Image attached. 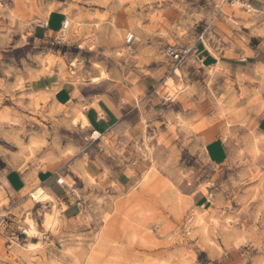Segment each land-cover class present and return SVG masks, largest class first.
<instances>
[{"label":"rangeland","instance_id":"1","mask_svg":"<svg viewBox=\"0 0 264 264\" xmlns=\"http://www.w3.org/2000/svg\"><path fill=\"white\" fill-rule=\"evenodd\" d=\"M7 2L0 90L13 100L0 94V109L12 104L24 117L0 122V158L38 155L35 168L59 157L88 163V139L51 105L52 94L24 87L48 77L76 100L114 99L139 125L142 167L119 189L64 181L79 210L64 227L54 200L49 212L0 186V264H264V136L251 124L264 108V0ZM56 9L71 20L62 41L33 44L32 26ZM171 48L180 59L167 56ZM213 139L227 151L221 164L206 157ZM42 215L51 216L48 232ZM26 219L45 235L27 238ZM30 243L38 247L28 251Z\"/></svg>","mask_w":264,"mask_h":264},{"label":"crops","instance_id":"2","mask_svg":"<svg viewBox=\"0 0 264 264\" xmlns=\"http://www.w3.org/2000/svg\"><path fill=\"white\" fill-rule=\"evenodd\" d=\"M0 1H3L2 4L5 6H7L6 4L12 5V3L7 2L8 0ZM254 1L259 2V0ZM253 13L258 12L255 9ZM65 20L66 17L63 12L57 9L51 11L37 20L32 26L30 41L39 45H52L60 39L62 41V38L58 36L60 33L63 35L61 27ZM200 52H207L208 54L202 56V60L209 62L208 66L213 65L216 59L215 56L210 54L206 48H203ZM5 80H8V82H6L7 84H5L4 88L9 90L10 93L15 87L12 85L11 79ZM25 80L24 87L28 91L36 94H52L51 105L58 111H66L67 114L65 115L69 123H72L71 127L77 128L83 134V139H88L84 141L88 144L89 150L87 154H89L90 158L88 163H86L74 156L67 160L59 157L58 163H56L58 160H53L52 164H56L53 167L35 168L34 164L40 161L38 155L34 156L35 158L33 159L27 153L22 156L17 154L1 156L0 161L4 165L0 169V186L9 195L26 194L29 198V193L38 187L45 189L52 197L51 201L54 200L55 209L59 211L57 227L59 223L63 227L68 226V224L75 222L79 216V210L70 193L72 190L63 185L64 181L76 182L81 180L85 185L89 186V181L93 180L99 186H113L118 189L126 186L130 181V176L140 172L142 167L139 160L135 159L138 156L135 153V146L140 136L139 125H129L128 117H122L119 114V108L115 100L106 94L81 95L76 100V95L74 96L70 92L69 87H59V83L53 81V78L42 77L31 81ZM0 94L2 95V100H13L7 91L2 92L0 90ZM9 106L2 105L0 122L4 117L10 122H16L24 117L12 104ZM80 113L87 120L88 125L85 127L80 124L74 125L73 123V120ZM26 118L27 115H25ZM251 124L256 134L264 136V108H262L259 117L253 118ZM93 132H96L99 137L96 140H89V136ZM205 153L212 164H221L227 158V151L223 143L218 139H213L207 143ZM58 180H62L63 184H57ZM51 201L34 203L38 207L42 208L43 206L51 212ZM43 227L42 225L41 228L43 229Z\"/></svg>","mask_w":264,"mask_h":264},{"label":"bare ground","instance_id":"3","mask_svg":"<svg viewBox=\"0 0 264 264\" xmlns=\"http://www.w3.org/2000/svg\"><path fill=\"white\" fill-rule=\"evenodd\" d=\"M244 6V5H243ZM247 9L249 11H253L255 12V9L251 8V6L246 5ZM71 20L69 18H67L64 22V27H63V31L66 30V28L69 27ZM66 32V31H65ZM65 32H63L65 34ZM62 33V34H63ZM179 74V72L177 70H175V74ZM103 74V73H102ZM100 79V78H99ZM93 81H98V79H94ZM168 86V85H167ZM171 98V97H169ZM168 98V99H169ZM74 125H78L80 124L82 127H85L88 125L86 118L84 117V115L82 113L78 114V116L73 120ZM92 135H94V138L97 139L99 137V135L96 132H93ZM255 145H258L257 143ZM60 184H63L62 180H59ZM29 196L31 198V200L35 203H43V202H47V201H51L52 197L49 195V193H47V191H45V189L38 187L37 189H35L34 191H31L29 193ZM28 216V215H27ZM25 225L27 226V229H25V234L28 238H32V237H42L45 234L42 232H39L36 230L35 228V224L32 220L30 219H26L24 221ZM43 226L45 228L44 231H49L52 227V221H51V216L50 215H46L44 217L43 220ZM38 247V244L35 243H30L28 245V251L29 250H33L35 248Z\"/></svg>","mask_w":264,"mask_h":264},{"label":"built area","instance_id":"4","mask_svg":"<svg viewBox=\"0 0 264 264\" xmlns=\"http://www.w3.org/2000/svg\"><path fill=\"white\" fill-rule=\"evenodd\" d=\"M63 27H64V22L62 23L61 30L63 29ZM60 41H61V39L58 42H60ZM166 54H167V56L169 58H171L173 60H178L181 57V52H178L176 49H172V48L169 49V50H167V53ZM57 184L60 185L59 180L57 181Z\"/></svg>","mask_w":264,"mask_h":264}]
</instances>
